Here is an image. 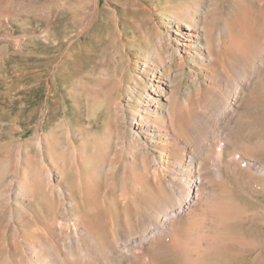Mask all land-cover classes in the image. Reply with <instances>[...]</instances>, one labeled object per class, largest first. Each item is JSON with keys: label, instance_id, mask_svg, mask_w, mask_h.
<instances>
[{"label": "bare ground", "instance_id": "bare-ground-1", "mask_svg": "<svg viewBox=\"0 0 264 264\" xmlns=\"http://www.w3.org/2000/svg\"><path fill=\"white\" fill-rule=\"evenodd\" d=\"M195 1L199 5L203 0ZM237 2L232 20L222 21L219 8L211 11L208 44L201 41L208 34L200 29V8L176 4L172 29L160 34L158 44L166 49L167 62L180 64L183 74L189 60L199 63L188 70L195 95L173 103L165 94L161 67L144 61L146 89L131 122L146 135L138 133L112 162L113 218L107 211L94 215L87 210L85 218L80 214L81 204L95 205L97 196L107 191L101 190V177L108 152L89 170L76 165L77 179L68 184L65 168L45 165L36 189L34 182L23 179L8 192V203L26 210L24 220L33 227L29 233L18 222L2 245L13 256L2 264H235L251 248L264 246V214L253 217L261 219L255 221L261 226L253 241L229 229L249 211L230 196L227 177L247 172L264 189V126L252 114L240 150L231 136L259 98L254 84L264 72V9L255 0ZM253 13L260 27L253 23ZM260 89L264 92V85ZM40 187L60 198L54 210L43 206L44 225L34 211ZM78 191L81 200L73 196ZM28 198L30 205H22ZM103 206L108 210L105 202ZM242 240L248 245H234ZM256 259L263 260L264 252Z\"/></svg>", "mask_w": 264, "mask_h": 264}, {"label": "rangeland", "instance_id": "rangeland-1", "mask_svg": "<svg viewBox=\"0 0 264 264\" xmlns=\"http://www.w3.org/2000/svg\"><path fill=\"white\" fill-rule=\"evenodd\" d=\"M255 1L264 9V0ZM178 2L200 8V29L207 34L213 26L211 11L219 8L221 20L228 21L240 6L237 0H203L199 5L195 0H0V264L13 256L2 245H7L14 227L24 223L29 233L33 227L24 220L26 210L8 203V192L23 179L34 182L36 189L45 165L65 168L68 184L77 179L76 165L89 170L99 155L108 152L101 177V190L107 191L97 196L95 205L81 204L80 214L85 218L87 210L94 215L107 211L113 218L112 162L118 152L133 145L138 133L146 135L133 129L131 122L146 89L144 61L161 67L165 94L173 103L195 95L188 70L199 63L189 60L185 75L180 64L167 62L168 53L158 44L160 34L172 29ZM253 14V23L260 27ZM209 34L203 35L204 44L212 40ZM263 85L264 72L254 84L259 98L250 108V118L245 114L242 125L232 131L235 150L246 141L245 124L253 115L264 126ZM261 158L264 162V154ZM256 181L241 171L227 177L230 196L249 211L229 228L244 241H253L261 226L255 222L261 219L253 217L264 214V189L253 184ZM73 196L81 200L80 191ZM59 200L41 187L37 190L34 211L41 224L47 220L43 206L54 210ZM26 204L30 205L29 198L22 205ZM243 240L234 245H246ZM250 250L235 264H264V259H256L264 246Z\"/></svg>", "mask_w": 264, "mask_h": 264}]
</instances>
